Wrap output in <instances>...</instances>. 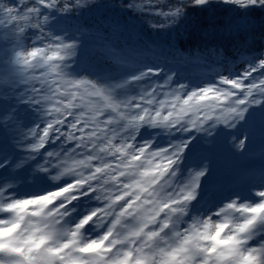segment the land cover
<instances>
[{
	"label": "snow or ice",
	"instance_id": "obj_1",
	"mask_svg": "<svg viewBox=\"0 0 264 264\" xmlns=\"http://www.w3.org/2000/svg\"><path fill=\"white\" fill-rule=\"evenodd\" d=\"M98 4L0 0V264H264V240L249 246L264 233V170L253 202L229 196L192 216L207 203L211 160L184 167L198 138L211 147L221 126L234 133L264 110V0H113L153 31L175 28L192 9L239 13L207 24L232 42L234 59L223 45L197 49L196 59L229 67L195 85L154 48L133 45L119 19L70 23ZM86 44L95 65L81 57ZM188 59L175 49L174 61ZM250 135L229 137L236 155L248 153ZM37 157L33 175L65 182L17 197L16 173ZM82 198L95 206L76 218Z\"/></svg>",
	"mask_w": 264,
	"mask_h": 264
},
{
	"label": "rangeland",
	"instance_id": "obj_2",
	"mask_svg": "<svg viewBox=\"0 0 264 264\" xmlns=\"http://www.w3.org/2000/svg\"><path fill=\"white\" fill-rule=\"evenodd\" d=\"M118 13L120 12H117V14L114 15V13L111 12L109 19L113 17L119 19L121 24H123L126 28H130V30L133 31L132 32L133 36L138 35L140 37L143 35L141 33H136L141 24L140 19L127 17V20H122V17L120 16L121 13L120 15H118ZM77 22H82V21L79 18L72 19L70 21V23H77ZM133 40L134 39H132L131 41L133 42ZM125 42H128V40H125ZM151 48H154V51L156 55L160 58V61L165 62L163 55L159 54L157 48L155 46ZM185 54L188 55V53ZM192 56H194V54H191V59H188L189 61L188 60L174 61L173 58H170L169 61L172 62L166 63V66L172 67V69L177 71L179 73V77H178L179 79L185 82H191L194 85L199 84L203 80H212L217 72L216 68H219V66L213 68L214 66L211 65L212 62L205 63L204 60H200V59H195L196 63L193 64ZM81 57L82 58L84 57L83 59L85 61L92 63L93 65L96 64L95 61H91L89 58L87 44L85 46V49L82 50L81 52ZM224 63H222V65ZM187 64H188V68H185L184 66H186ZM232 67L239 68V65L236 64L233 65ZM100 70H110V69H108L106 65H102L100 66ZM218 71L227 74V69H224L223 71L222 70H218ZM251 122L256 128V132L253 138L249 139L248 147L255 148L257 153V159H253V160H251L250 158L246 159V162L248 163L250 169L249 174L252 175L249 176L247 182L238 183L237 182L238 177L236 176L235 165L239 163V160L237 159V155L233 152L231 146L229 145L228 140L229 137L232 135L240 136L243 132H245L246 125ZM248 123L242 124L240 128L237 129L234 133L226 131L221 126L213 143V152H214L213 156L207 154V152L204 150L205 147H209V146L205 145L202 142V139L198 138L195 142L191 144V150L187 153L188 161L184 165L185 168H187L189 164L198 163L202 154H207L209 158H213V159L211 161V174L204 181L205 192L200 197L201 201H204L205 198H207V203L195 204L191 209L190 215L192 216L198 215L201 212H204L206 214H211L212 212L216 211L218 207L222 206V201H224V199L229 196L232 197L239 196L240 198H243L244 202L254 201L255 197L252 196L249 189L253 188L254 186L259 187L261 181V177L259 173L262 170H264V110H258L254 112L252 116L249 117ZM150 131L144 132L145 138L149 137ZM168 139L169 137L166 136V144ZM157 142L161 145L160 140H157ZM215 144L216 147L214 146ZM54 147L58 148V145H55ZM56 148L54 150H56ZM41 158L42 157H37V160L33 162V165L16 173V177H18L16 179L19 181V183L14 189V194L17 195V197H22L25 194H29V195L40 194L46 191L54 190L55 188L59 187L61 184L65 182V178H62L60 182L54 183L50 181L48 177L42 173H35L33 175L32 169L36 163H41ZM214 158H215V162H214ZM216 185H219V190L211 191V189ZM93 206H95L94 201H90L88 198H82V200L77 204V212L74 213L73 216L79 218L82 214H84L86 209L91 208ZM214 219L217 218L214 217ZM188 222L190 223L191 220L189 219ZM86 234L94 236L97 233L93 232L91 227H89L88 232ZM255 240H256L255 243L250 242L249 244L250 247H259L260 242L264 240V233L258 234L255 237Z\"/></svg>",
	"mask_w": 264,
	"mask_h": 264
},
{
	"label": "trees",
	"instance_id": "obj_3",
	"mask_svg": "<svg viewBox=\"0 0 264 264\" xmlns=\"http://www.w3.org/2000/svg\"><path fill=\"white\" fill-rule=\"evenodd\" d=\"M94 9L84 13L79 19L82 22H87L89 25H93L96 24L98 20L109 19L111 12H113L114 15H116L117 12H120L121 15L120 13H118V15L122 17V20H127V17L140 19L139 17L132 16L130 13L122 11L117 7H113V0H99L98 6ZM237 15H239V13L224 5L214 6L212 10L192 9L189 10L185 21L168 31H153L140 19L141 24L136 33H141L143 35L140 37L138 35L133 36L134 40L133 42L131 41V43L141 48H151L155 46L157 51L162 53L166 61H169L170 58L174 57L175 49H179L188 53L190 59L191 54H194V56H192V62L195 64L197 49H203L212 45H223L228 58L234 59L233 53L235 52V48L233 47L232 42L224 39L218 33H212L206 26L211 21L218 27H222L224 24L231 22L233 17ZM201 33H203V36ZM124 39L128 40L127 33L125 34ZM208 148L212 150L213 145Z\"/></svg>",
	"mask_w": 264,
	"mask_h": 264
},
{
	"label": "bare ground",
	"instance_id": "obj_4",
	"mask_svg": "<svg viewBox=\"0 0 264 264\" xmlns=\"http://www.w3.org/2000/svg\"><path fill=\"white\" fill-rule=\"evenodd\" d=\"M162 53H160V55H161Z\"/></svg>",
	"mask_w": 264,
	"mask_h": 264
}]
</instances>
